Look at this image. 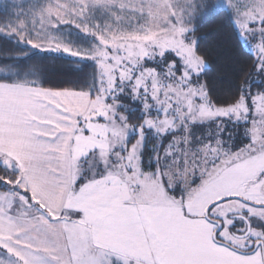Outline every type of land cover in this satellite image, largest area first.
Here are the masks:
<instances>
[{
    "label": "snow or ice",
    "instance_id": "obj_1",
    "mask_svg": "<svg viewBox=\"0 0 264 264\" xmlns=\"http://www.w3.org/2000/svg\"><path fill=\"white\" fill-rule=\"evenodd\" d=\"M0 264H264V0H0Z\"/></svg>",
    "mask_w": 264,
    "mask_h": 264
},
{
    "label": "trees",
    "instance_id": "obj_2",
    "mask_svg": "<svg viewBox=\"0 0 264 264\" xmlns=\"http://www.w3.org/2000/svg\"><path fill=\"white\" fill-rule=\"evenodd\" d=\"M207 31V29H205V32ZM213 44V40L212 38H209L206 42H205V46H211ZM216 59V54L213 53V60ZM224 73L220 70V62L217 61L216 63L212 64V71L210 72V76L212 77H217V76H221ZM220 85H218L219 87Z\"/></svg>",
    "mask_w": 264,
    "mask_h": 264
}]
</instances>
